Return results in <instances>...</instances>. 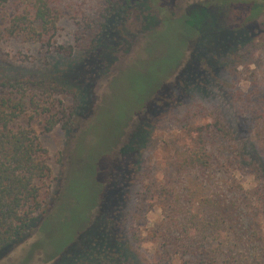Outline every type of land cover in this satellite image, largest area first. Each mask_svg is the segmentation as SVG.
Listing matches in <instances>:
<instances>
[{
    "label": "trees",
    "instance_id": "obj_1",
    "mask_svg": "<svg viewBox=\"0 0 264 264\" xmlns=\"http://www.w3.org/2000/svg\"><path fill=\"white\" fill-rule=\"evenodd\" d=\"M68 1L0 0V259L32 233L38 234L53 200L41 192L40 182L50 178L51 169L39 133L30 124L33 116L43 115L37 122L40 133L59 124L68 136L73 124L90 112L89 89L82 77L71 75L78 72L77 62L92 63L89 72L85 68V77L103 70L113 60L112 53L126 46L138 30L146 38L174 22L183 27L177 33L183 48L170 70L189 47L186 60L171 82L160 81L142 101V114L110 164L107 152L96 160L102 189L86 219L47 255L35 238L24 262L38 250L42 264H264V78L249 92L234 88L230 94L216 82L230 58L239 50L248 53L254 38L264 33V0H191L183 6L176 0H99L90 19L73 22L81 46L64 68L68 73L48 70L46 64L70 53V48L56 46L49 52L55 55L39 53L30 61L19 50L16 54L22 59L5 50L8 41L28 50L33 44L52 47ZM148 25L155 27L148 30ZM79 75L83 76L80 71ZM209 89L217 96L207 94ZM194 92L215 110L208 114L203 110L202 117L209 121L192 130L194 145L175 149L171 174L154 190L162 212L155 238L162 239L159 253L148 257L130 224L131 199L144 176L145 142L164 116L189 124L194 116L189 107L179 106ZM62 95L69 96L68 103L54 108L53 101L59 102L56 97ZM245 124L253 125L246 130L247 139L240 126ZM230 168L253 175L257 183L243 188L231 176L226 180L216 175Z\"/></svg>",
    "mask_w": 264,
    "mask_h": 264
},
{
    "label": "rangeland",
    "instance_id": "obj_2",
    "mask_svg": "<svg viewBox=\"0 0 264 264\" xmlns=\"http://www.w3.org/2000/svg\"><path fill=\"white\" fill-rule=\"evenodd\" d=\"M98 1L69 0L61 10L58 28L52 37V47L43 46L42 48L33 44L28 50L22 43L15 44V41H8L4 45L5 50L12 56L22 59L16 54L19 50L23 53L24 59L30 61L32 55L38 58L39 53L43 57L55 55L49 52L56 46H61L64 50L71 49L70 53L55 56L52 63L50 60V63L46 64L48 70L58 68L55 70L68 73V70L64 68L72 62L71 57H76L74 54L81 46L79 40L75 39V26L91 18V10L95 8ZM188 1L191 0L174 2L177 6H183ZM73 22L76 25H73ZM154 27V25L147 26L148 30ZM178 28L181 30L183 27L174 22L169 23L156 30L155 35H149L146 38H144L145 34L138 30L126 46L121 45L112 53L113 60L107 67L87 73L86 77L85 68L89 72L88 67H91L92 63L83 60L82 63L77 62L78 72H72L71 75L76 78L82 77V83L89 89L90 112L82 115L73 124L71 128L73 130L68 136L64 135L59 124L51 131L40 133L37 122L43 118V115L33 116L30 124L35 132L39 133V140L46 149L47 163L51 169L50 178L40 182L41 192L46 194L45 198L50 197L53 200L49 204V210L47 209L49 214L38 234L34 232L22 243L13 246L6 256L0 259V264H42L38 250H34L29 261L24 262V255L31 242L36 238L38 246L47 255L61 242L68 241L72 231L86 219L90 206L94 204V201L97 202L102 189L101 184L97 183L96 160L98 161L107 152L106 164H110L131 127L137 123L142 114V101L147 99L160 81L171 82L188 56L189 47L184 50L180 64L170 70L181 57V48H183L182 38L177 36ZM247 52L243 53V50H239L237 56L231 57L224 74L216 80L225 92L228 91V94L234 88L249 92L258 79L264 78V33L254 38L253 46ZM61 57L64 58L60 59ZM79 71L83 76L79 75ZM213 90L209 89L207 94L215 93L217 96L218 92ZM190 95L192 97L179 106L181 109L189 107V112L194 116L189 124L183 125L179 122V117H169V115L162 117L159 122L157 120L154 128L147 135L145 154L141 157L144 176L137 182L135 195L131 199L133 212L130 224L133 232L141 238L142 251L148 257L159 253L157 245L162 239L159 236L155 238L156 230L161 225L162 212L153 197L154 190L159 184L164 183L169 173L171 174L169 164L174 160L175 149L180 152L194 145L192 142L196 138L192 130L196 125L209 121L207 117H202L205 116L203 110L205 109L206 114L215 110L209 102L199 99L202 94L194 92ZM262 95V93L259 94L261 97ZM56 99L60 101H53L54 108H59L60 105L68 103L69 96L62 95ZM240 126L245 133L243 138L247 139L250 135L246 133V130H252L253 125ZM216 175L224 178L226 176V180L228 176H231L243 188L252 187L257 183L253 175L238 173L231 168L222 175L219 172ZM105 182L106 177L103 176L101 183L104 186ZM97 192L99 194L96 196ZM198 199L196 196L193 198V200ZM95 209L96 207L92 208L91 217Z\"/></svg>",
    "mask_w": 264,
    "mask_h": 264
}]
</instances>
